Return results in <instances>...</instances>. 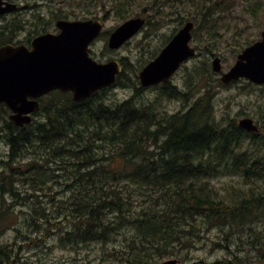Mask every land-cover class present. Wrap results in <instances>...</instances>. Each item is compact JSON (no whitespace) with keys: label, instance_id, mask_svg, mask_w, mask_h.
<instances>
[{"label":"trees","instance_id":"16d2710c","mask_svg":"<svg viewBox=\"0 0 264 264\" xmlns=\"http://www.w3.org/2000/svg\"><path fill=\"white\" fill-rule=\"evenodd\" d=\"M122 1L112 0L119 8ZM122 60L115 84L81 101L70 92L52 91L39 98L41 118L22 126L0 103V145L8 146V158L0 159V235L14 231L13 240L0 239V264H23V248L31 245L39 255L47 254L46 264H91L89 255L76 256L91 245L102 246L97 264L187 260L193 240L212 228L224 234L222 243L214 245L232 258L197 264H242L264 246V231L245 239L235 230L264 220V211L258 212L264 207L261 200L242 196L233 185L219 189L214 183L231 173H241L246 183L264 179V158L238 151L243 139L260 141L262 134L217 121L212 90L187 111L165 112L164 99H181L185 106L192 93H200V85L189 93L172 81L143 86L137 71L130 75L128 61ZM212 69L209 61L200 71L216 75ZM219 83L227 86L220 78ZM120 86L132 88L133 94L124 102L107 103L108 92ZM150 90L155 97L146 99ZM55 170L58 179L53 181ZM36 189L46 199L22 203ZM50 238L75 255L50 258Z\"/></svg>","mask_w":264,"mask_h":264},{"label":"rangeland","instance_id":"374dc122","mask_svg":"<svg viewBox=\"0 0 264 264\" xmlns=\"http://www.w3.org/2000/svg\"><path fill=\"white\" fill-rule=\"evenodd\" d=\"M64 0H55L57 9H60V4ZM64 1L63 8H66L65 13L68 14L67 17L72 16L75 11V16H88L92 11L96 16H103L108 12V18L105 24L104 31L110 30L116 25L122 22V18L126 19L133 17L141 11V8L145 6L147 0H140L136 5L130 8L127 17H123L120 12L117 11V4L112 2V0H78L74 4L72 0ZM162 5H164V12H160L159 15V25L154 27L155 30L151 31V26L148 27L146 31L138 34L134 39L121 46L116 50L108 48L107 43L101 40L99 43L92 47V54L95 58L101 61H109L111 59H125L130 65L129 71L130 75L134 76L135 72L139 73L142 68L155 56V53H159L163 42L166 37L171 33L174 26L178 24V21L182 16L187 14L198 15L199 6L195 5L193 1L187 0L184 5L178 7V11L175 9V14L170 13V5L168 0H159ZM185 1V0H182ZM264 0H205L202 3L201 11L203 14H199V22L204 23V25L198 26V30L194 32L191 45L195 46L197 49V54L189 58L186 65H182L181 68L175 73L171 78V81L179 87L183 92H188L191 88H198L200 85V93H192L191 99L184 106L181 99L173 100H163V108L168 111L169 114H173L179 111H185L190 105H192L200 96L204 95L208 90H212L213 94L212 108L213 115L217 121L233 122L239 121L240 114L250 113L249 117H252L256 122L260 120L261 124L264 118V88H260L257 85L247 84L248 82L242 81L239 84H229L223 86L219 83V78L221 79V73L215 72L216 75H202V66L210 61L212 67L213 58L218 55L222 59L223 71H228L236 62L238 54L242 51L244 43L249 39L256 38L258 35V30L261 25L264 24V12L263 9H257L256 5H261ZM79 12V13H77ZM155 16V17H156ZM153 17L154 21L156 20ZM217 24L216 28H211L209 25ZM208 26V28L206 27ZM212 30V31H210ZM218 30V32H214ZM18 37L24 36V33H17ZM213 70V69H212ZM225 85V84H224ZM133 94V89L129 87H114L110 92L105 101L109 104H116L118 102H124ZM155 91L150 90L145 93V98L153 99L155 97ZM38 110L34 118L40 119L41 115H37ZM262 137L260 141L253 140L250 137L243 139L241 144L238 146V151H246L252 154L253 159L264 158V128L261 129ZM241 153V152H237ZM8 158V146L1 142L0 145V159ZM20 167L19 165H17ZM52 180H57L58 177L54 171ZM31 184V182H27ZM215 186L222 189L224 186L233 185L236 187L235 191L241 193L242 196H256L257 199L253 201L261 200L264 204V196L261 194L264 192V179H255L251 183H246L245 178L241 173H231L226 174L218 179L214 180ZM54 184V183H53ZM52 184V185H53ZM51 185V186H52ZM21 190L24 192L25 188L21 185ZM262 191V192H261ZM43 190H33L27 192V197L22 201V203H29L31 200L37 201L38 199H46L42 194ZM225 193V191H222ZM261 193V194H260ZM37 194V195H36ZM264 195V193H263ZM37 196V197H36ZM42 196V197H41ZM240 199L238 200V203ZM23 205V204H21ZM25 209V206H21ZM264 211V207H261L259 211ZM257 212V213H258ZM255 214V217L257 215ZM264 217V216H263ZM251 229V235L250 233ZM238 235H242L245 239L254 237V235L259 231H264V220L254 221L250 225L240 226L235 228ZM232 233V231H228ZM255 233V234H254ZM224 234L221 233L217 228H212L205 232L204 236L200 239L195 238L193 243L188 249V254L190 259L182 260L189 264L205 260L207 262L215 261L216 259H224L225 257L232 258L223 248L214 245V241L221 242ZM232 238V234L230 235ZM237 237V234L234 235ZM1 240H13L14 231L12 229H6L5 234L1 237ZM54 238H50L47 242L49 244L54 243ZM24 253L22 254L23 264H46V253L40 254L37 251L36 246H24ZM102 246L91 245L80 249L76 256L84 257L89 255L92 259L91 264H97V257H100ZM75 255L74 252L69 250H63L58 244H53L52 253L50 258L58 257H69ZM242 257L247 255L243 252L240 253ZM250 255L253 258L250 260H245L242 264H253L258 262H264V246L254 249ZM40 257V258H39ZM166 258L159 259V263ZM158 263V264H159ZM59 264H70V262H62Z\"/></svg>","mask_w":264,"mask_h":264},{"label":"water","instance_id":"95a60500","mask_svg":"<svg viewBox=\"0 0 264 264\" xmlns=\"http://www.w3.org/2000/svg\"><path fill=\"white\" fill-rule=\"evenodd\" d=\"M15 8L10 6L6 10ZM145 19L134 17L119 25L110 35L109 47L120 48L144 25ZM103 20H59L58 34L51 32L37 36L31 46L25 44L0 45V103L12 111L10 119L17 125L32 121V113L41 108L39 98L53 90L71 91L73 100L89 98L94 92L116 83L123 70L121 62L111 59L98 61L91 55L90 44L100 35ZM194 22L188 21L162 48L160 53L138 73L143 86L168 81L188 58L197 51L191 46ZM215 72L229 84L239 78L264 83V30L262 38L238 54L235 64L223 71L222 59L212 60ZM240 126L257 131L252 118H244ZM159 264H189L172 257ZM193 264V263H191ZM253 264H264L258 262Z\"/></svg>","mask_w":264,"mask_h":264},{"label":"flooded vegetation","instance_id":"af4514ba","mask_svg":"<svg viewBox=\"0 0 264 264\" xmlns=\"http://www.w3.org/2000/svg\"><path fill=\"white\" fill-rule=\"evenodd\" d=\"M64 1L69 3L68 0H64ZM64 1L62 3H59L60 9H57L55 0H0V45H5V44L11 43L14 45L25 44L27 46H31L32 40L34 38H36L37 36H40V35L48 33V32L58 34L61 31V29L58 27V21L59 20L66 19V20L75 21V20H87V19H101V20H103V23H104L102 31H101L100 35L90 44L91 55L93 56L92 47H94V45L99 43L101 40H104L108 45L110 35L116 29V27L121 25L123 22L127 21L128 19L134 18V17H141V18L145 19V23L140 28V30L134 36H132L129 40H127L126 43H129L134 39L135 36L146 31L149 26H151V28H152L151 31H154L155 30L154 27L159 25V16H156V15H159V13L162 11L164 12V9H163L164 5H162L159 0H147L145 6L141 8V11L138 14H136L133 17L126 18V19L122 18L123 20L120 24L116 25L115 27L111 28L110 30L104 31L105 24H106V21L108 18L107 17L108 12L105 13V15H103V16H96L92 11H89V12H91V14H89L88 16L81 17V16H75L76 12L74 11L72 16L67 17L68 14L65 13L66 8L65 7L63 8ZM168 1H169V5L171 7L170 13L175 14V9H176V11H178V7L181 6V3H182V5H184L187 0H185V1L168 0ZM204 1L205 0H194L193 3L197 6H199V10L201 11V8H202L201 4L204 3ZM139 2H140V0H123L122 1L123 7L122 8L118 7L117 11L123 15L129 14L130 8H132L135 3L137 5ZM72 3L74 4L73 7L75 10V0H72ZM10 6H15V8L10 9V10H6V8H9ZM118 6H121V4H119ZM256 8L258 10L263 9V12H264V3L261 5V7L259 5H256ZM77 13H79V12H77ZM201 14H203L202 11H201ZM191 15L192 14H187L186 16L181 17V19L178 21V24L173 27L171 33L166 37L165 41L162 44L161 50L170 42L172 37L188 21L194 22V28L192 30V33L194 36L193 31L196 32L198 30L199 16L194 15L191 17ZM153 17H155V19H156L155 21H154ZM263 30H264V24H262L261 28L258 30L257 37L253 38V39H249L247 42H245L243 48H246V47L254 44L256 41L260 40L262 38ZM217 32L218 31H216V33ZM17 33H24V36L19 38ZM192 39H193V37H192ZM192 39H191V41H192ZM191 41H190V44H191ZM98 60L101 61L100 59H98ZM119 61L121 62L122 66L124 68L123 60L121 59ZM103 62H106V61H103ZM171 78L168 81H171ZM168 81H166V82H168ZM242 81H246V82H248L247 84H250V85H257V86H260V88H264V83L263 84H258V83L256 84L255 82H252L248 78H245V77L239 78L236 81V84H239ZM166 82H161V83L156 84V85H160V84L162 85L163 83H166ZM71 94L73 96L72 92H71ZM191 107H192V105H190L185 111L189 110ZM35 115H36V112L32 114L33 118L35 117ZM239 116H241V117H240L238 123L237 122L235 123L231 120L227 123L228 124L234 123L239 128L245 130L244 128H242L240 126V121L244 118H252V117H249L250 116L249 112L248 113L244 112V113L240 114ZM253 121L259 128V130H257V131L261 132V129L264 128V118H263L262 124H261L260 120H257V122H256L253 119ZM245 131H247V130H245ZM257 131H247V132L257 133Z\"/></svg>","mask_w":264,"mask_h":264},{"label":"bare ground","instance_id":"6f19581e","mask_svg":"<svg viewBox=\"0 0 264 264\" xmlns=\"http://www.w3.org/2000/svg\"><path fill=\"white\" fill-rule=\"evenodd\" d=\"M132 144H133V143H132ZM130 145H131V144H130ZM130 145H129V146H130ZM129 146H128V147H129ZM217 207H218V206H217ZM214 208H215V207H214ZM227 210H228V209H227ZM233 216H234V215H233ZM253 238H255V236H254ZM249 242H250V241H249ZM258 242H259V241H258ZM253 245H254V244H253ZM253 245H252V246H253ZM255 248H256V247H255Z\"/></svg>","mask_w":264,"mask_h":264}]
</instances>
